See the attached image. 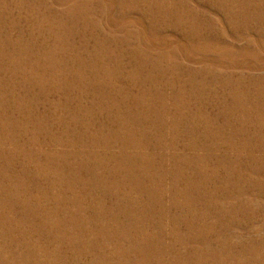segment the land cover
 I'll return each mask as SVG.
<instances>
[{"label":"rangeland","instance_id":"1","mask_svg":"<svg viewBox=\"0 0 264 264\" xmlns=\"http://www.w3.org/2000/svg\"><path fill=\"white\" fill-rule=\"evenodd\" d=\"M0 264H264V0H0Z\"/></svg>","mask_w":264,"mask_h":264}]
</instances>
